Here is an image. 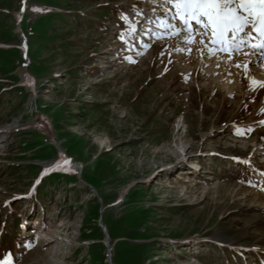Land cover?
Listing matches in <instances>:
<instances>
[{
	"label": "rangeland",
	"instance_id": "obj_1",
	"mask_svg": "<svg viewBox=\"0 0 264 264\" xmlns=\"http://www.w3.org/2000/svg\"><path fill=\"white\" fill-rule=\"evenodd\" d=\"M161 4L0 0V261L264 264V62Z\"/></svg>",
	"mask_w": 264,
	"mask_h": 264
},
{
	"label": "snow or ice",
	"instance_id": "obj_2",
	"mask_svg": "<svg viewBox=\"0 0 264 264\" xmlns=\"http://www.w3.org/2000/svg\"><path fill=\"white\" fill-rule=\"evenodd\" d=\"M161 7L166 15L182 26L166 23L165 20H160V26L170 29L171 36L183 34V43L186 45L194 44L195 36L199 34L202 37L199 44L207 49L209 56L215 55L217 51L227 52L231 56L234 52H241L242 46L247 45L258 58H264V0H162ZM193 22L199 25V31L193 28ZM130 31L134 32L135 28ZM185 50L191 54L192 48L176 49L178 52ZM197 50L202 52V49ZM243 54L249 55L247 52ZM251 63L254 61L250 60L244 68L247 70ZM251 83L264 88V82L252 80ZM67 163L61 158L55 167L60 168ZM50 170L45 168L44 171L47 173ZM261 190L264 191V188ZM0 264H11L10 258L6 256Z\"/></svg>",
	"mask_w": 264,
	"mask_h": 264
},
{
	"label": "bare ground",
	"instance_id": "obj_3",
	"mask_svg": "<svg viewBox=\"0 0 264 264\" xmlns=\"http://www.w3.org/2000/svg\"><path fill=\"white\" fill-rule=\"evenodd\" d=\"M179 23V22H178ZM198 27L199 26H196V27H193L194 29L195 28H197L196 30L197 31H199L198 30ZM202 37L200 36V35H196L195 36V40L197 41V44L195 45V47L197 48V47H199V48H201L202 49V51H204V52H207V49L206 48H204V46L203 45H200L199 44V41H200V39H201ZM212 46V45H211ZM242 50H244V53L245 52H247V53H249V55H242L244 58H246V60H244V65L246 64V63H248L250 60L251 61H254V63H251V64H249L248 65V69H247V71L248 72H250V70H251V68H253V70H254V72H256L257 70H258V66H259V70H262V65H263V62H264V58H258V55L253 51V50H251L247 45H244V46H242ZM217 53V52H216ZM223 53H224V58H221L220 57V59H223V61L224 62H234V60L238 57V56H233V57H231L232 55H233V53L231 54V56H229V54L227 53V52H224L223 51ZM235 53V52H234ZM216 60H214V62H215ZM240 61V60H239ZM216 63H218V62H216ZM221 64V63H220ZM229 65V64H228ZM250 65H252V66H250ZM233 66V65H232ZM235 66V65H234ZM251 67V68H250ZM261 68V69H260ZM264 68V67H263ZM219 70V69H218ZM264 70V69H263ZM262 72V71H261ZM262 79V78H261ZM264 80V79H263ZM69 162H71L72 163V161H70L69 160Z\"/></svg>",
	"mask_w": 264,
	"mask_h": 264
},
{
	"label": "water",
	"instance_id": "obj_4",
	"mask_svg": "<svg viewBox=\"0 0 264 264\" xmlns=\"http://www.w3.org/2000/svg\"><path fill=\"white\" fill-rule=\"evenodd\" d=\"M26 6H24L22 12L19 14L18 18H17V21H18V24H20L21 22V19L23 17V13H24V9H25ZM20 26V25H19ZM23 42L26 43V38L23 37ZM24 54L26 52V50L24 49L23 50ZM109 262L111 263L112 262V253H111V250L109 249ZM112 264V263H111Z\"/></svg>",
	"mask_w": 264,
	"mask_h": 264
}]
</instances>
